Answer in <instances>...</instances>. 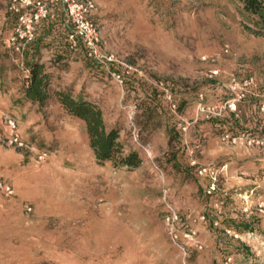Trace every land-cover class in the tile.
<instances>
[{"label": "rangeland", "instance_id": "rangeland-1", "mask_svg": "<svg viewBox=\"0 0 264 264\" xmlns=\"http://www.w3.org/2000/svg\"><path fill=\"white\" fill-rule=\"evenodd\" d=\"M94 2L111 61L69 47L62 9L30 47L140 163L98 162L81 119L24 98L0 0V134L10 115L33 148L0 144V264H264V35L239 0Z\"/></svg>", "mask_w": 264, "mask_h": 264}, {"label": "built area", "instance_id": "built-area-1", "mask_svg": "<svg viewBox=\"0 0 264 264\" xmlns=\"http://www.w3.org/2000/svg\"><path fill=\"white\" fill-rule=\"evenodd\" d=\"M7 13L12 16V29L3 43L10 48L23 55L25 49L36 39L38 29L44 22L52 18L58 9H62L65 13V23L71 26L66 34V40L69 47L76 50L83 49L85 53L95 60L106 64L112 58L103 54L99 48L100 32L97 24L94 22L92 15L95 9L94 0H4ZM23 74L29 73V68L21 62L20 64ZM117 81L122 83L120 74H114ZM27 83V82H26ZM234 108V103H232ZM3 122L9 129L10 134L3 136L0 134V144L22 149H33L19 134L17 133L18 122L10 116L4 115ZM38 159L47 156L46 151L39 150L36 152ZM200 175H210L215 179V172L207 167H199ZM214 185L212 186V189ZM0 190L6 195L13 194L12 187L4 181H0ZM30 208H28L29 210ZM177 214L172 210L167 220H175ZM174 237H176L174 235Z\"/></svg>", "mask_w": 264, "mask_h": 264}, {"label": "trees", "instance_id": "trees-1", "mask_svg": "<svg viewBox=\"0 0 264 264\" xmlns=\"http://www.w3.org/2000/svg\"><path fill=\"white\" fill-rule=\"evenodd\" d=\"M239 1L242 4L243 11L252 22L251 24H245V28L252 34L264 35V0ZM59 10L53 16L54 18L59 15ZM54 20L59 21L57 18ZM49 27L47 26V29ZM63 30L66 39L68 31L65 27H63ZM42 38V36H39L36 44ZM33 53L34 50L30 45L23 52L27 57L24 65L29 68V73L27 75L23 74L24 98L31 103L43 106L54 96L68 114L81 119L85 123L89 145L98 162H116L119 168L137 167L140 163L137 152L130 151L122 154L123 149L118 140V131L116 129H106L100 108L90 101L74 97L69 90L52 88L50 72Z\"/></svg>", "mask_w": 264, "mask_h": 264}, {"label": "crops", "instance_id": "crops-1", "mask_svg": "<svg viewBox=\"0 0 264 264\" xmlns=\"http://www.w3.org/2000/svg\"><path fill=\"white\" fill-rule=\"evenodd\" d=\"M23 62V61H22ZM10 87V86H9ZM3 98H2V96L0 95V102H1V100H2Z\"/></svg>", "mask_w": 264, "mask_h": 264}]
</instances>
